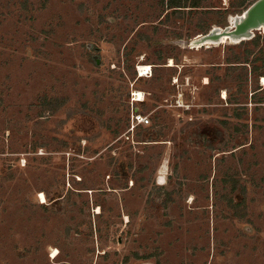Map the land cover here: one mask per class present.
Returning a JSON list of instances; mask_svg holds the SVG:
<instances>
[{"label":"rangeland","instance_id":"obj_1","mask_svg":"<svg viewBox=\"0 0 264 264\" xmlns=\"http://www.w3.org/2000/svg\"><path fill=\"white\" fill-rule=\"evenodd\" d=\"M256 1L0 0V264H264Z\"/></svg>","mask_w":264,"mask_h":264},{"label":"water","instance_id":"obj_2","mask_svg":"<svg viewBox=\"0 0 264 264\" xmlns=\"http://www.w3.org/2000/svg\"><path fill=\"white\" fill-rule=\"evenodd\" d=\"M237 18L233 28L229 26L220 31L214 29L209 34L203 35V38H197L198 40H195L194 43L203 45L208 41L219 42L225 36L237 41L251 38L254 31L264 28V0H257L245 11L242 18Z\"/></svg>","mask_w":264,"mask_h":264},{"label":"bare ground","instance_id":"obj_3","mask_svg":"<svg viewBox=\"0 0 264 264\" xmlns=\"http://www.w3.org/2000/svg\"><path fill=\"white\" fill-rule=\"evenodd\" d=\"M245 13V12H244ZM242 16H243V14L241 15V16H239V18H242ZM238 20V18H234L232 21H231V27L233 28L234 27V24L236 23V21ZM262 29H264V28H262ZM261 29V30H262ZM216 30L217 31H220V30H223V29H220V28H216ZM200 38H203L202 36H199ZM199 37H198V39H199ZM198 39H196V40H198ZM246 39H248V38H245V39H242V40H240V41H237V40H234L233 38H231V37H227V36H225V37H223L219 42H211V41H208V42H206L205 44H203V45H201V46H208V45H218V44H224L225 42H229V41H231V43H235V42H241V41H243V40H246ZM193 46H199V44L198 45H196L194 42H193ZM149 69H151L149 66H144V67H140V70H141V72H143L142 73V75L141 76H144L145 74H147L148 73V71H146V70H149ZM146 71V72H145ZM139 93V94H138ZM137 93V96H138V101L140 100L139 99V97L141 98L142 97V93H140V92H138Z\"/></svg>","mask_w":264,"mask_h":264},{"label":"trees","instance_id":"obj_4","mask_svg":"<svg viewBox=\"0 0 264 264\" xmlns=\"http://www.w3.org/2000/svg\"><path fill=\"white\" fill-rule=\"evenodd\" d=\"M181 1H184V0H179L178 2L177 1H175V0H170V8H177V7H192V8H199L200 6V4L202 3V2H204V1H207V0H185L186 1V3H188V4H190V6H182V5H179V3L181 2ZM174 11H177V10H174Z\"/></svg>","mask_w":264,"mask_h":264},{"label":"built area","instance_id":"obj_5","mask_svg":"<svg viewBox=\"0 0 264 264\" xmlns=\"http://www.w3.org/2000/svg\"><path fill=\"white\" fill-rule=\"evenodd\" d=\"M149 123H150V120L146 115H142L140 113L134 114L133 123H132L133 129L139 126H146Z\"/></svg>","mask_w":264,"mask_h":264}]
</instances>
